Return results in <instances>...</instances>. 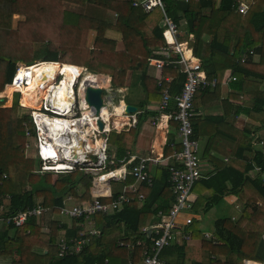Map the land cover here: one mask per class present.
I'll return each mask as SVG.
<instances>
[{
  "label": "trees",
  "instance_id": "obj_1",
  "mask_svg": "<svg viewBox=\"0 0 264 264\" xmlns=\"http://www.w3.org/2000/svg\"><path fill=\"white\" fill-rule=\"evenodd\" d=\"M52 1L56 6L58 3V36H63L58 43L40 41L36 47V11ZM65 1L88 6L90 14L65 9L62 4ZM132 1L0 0V91L5 84L11 83L18 60L31 65L33 60L41 59L49 63L31 70V83L53 85L41 79L50 66L58 67L57 75L61 64L85 67L92 74L109 75L117 88H132L133 96L140 90L143 99L138 103L128 100V104L140 111L138 120L154 116L158 113L149 111L146 106L160 100L165 84L158 85L156 77L149 74L148 59L161 56L157 49L164 44V14L177 25L185 19V33L193 34L194 55L200 60L207 78L216 80L214 87L197 91L193 100V136L203 145L200 160L208 163L211 169L203 170L207 177L193 185L192 192L197 198L192 211L203 216L230 194L241 203V209L235 217L214 220V239H205L197 219L194 220L189 226L194 242L165 247L161 258L165 264H242L244 258L261 262L264 260V183L261 178L264 174V0H246V13L237 11L240 0H163V10L157 7L148 13L133 6ZM14 15L24 17L17 21L15 28ZM28 29L30 38L19 39L18 36ZM108 29L120 32L121 40L107 37ZM90 30L96 32L92 48L86 46ZM204 34L208 40L202 38ZM8 41L13 43L14 50H9ZM243 54L246 59L240 62ZM227 70L235 80H230V92L221 98L220 83ZM160 75L172 77L168 85L172 94L180 90L185 78L179 63L164 66ZM16 94L10 107H0V172L6 173V178L0 179V197L9 195L11 213L41 203L51 208L54 218L49 229L43 227V218L49 214L40 221L29 218L20 227L1 224L0 260L8 259L9 264H139L142 247L122 252L117 242L124 237L144 239L145 244L149 241L151 236L140 231L141 227L154 225L157 213H167L173 201L167 168L155 169L151 186L146 182L137 185V191L143 195L141 201H137L135 195L131 203L117 211L93 215V224L100 233L90 236L80 253L59 258L57 239L61 227H66L68 238L84 229L78 224L83 218L71 219L70 227L63 224L58 227L60 209L69 201L65 195L71 194L77 203L91 200L94 175L82 167L64 172L42 170L39 161V169L33 168V159L26 158L25 151L30 140H35L34 126L29 112L16 114L19 93ZM0 96L8 97L10 93L1 92ZM199 106L205 110L204 114L198 112ZM240 114L246 119L241 128L234 124ZM24 124L31 131V137L25 135ZM171 125L176 132V124L171 122ZM137 134L136 129L109 132L107 153L112 155L114 150L117 165L126 151L134 147ZM260 141L263 144L260 145ZM172 149L180 150L178 136L176 140L174 133L167 137L164 155H170ZM256 167L259 171L255 172ZM131 181L133 179L128 176L124 182ZM79 186L84 188L80 196L77 195ZM118 193L111 192L101 200L112 202Z\"/></svg>",
  "mask_w": 264,
  "mask_h": 264
},
{
  "label": "built area",
  "instance_id": "obj_2",
  "mask_svg": "<svg viewBox=\"0 0 264 264\" xmlns=\"http://www.w3.org/2000/svg\"><path fill=\"white\" fill-rule=\"evenodd\" d=\"M132 5L139 7L143 12H151L155 8L164 9L165 3L163 0H133ZM248 4L246 0H240L237 11L239 13H246ZM165 27L162 31L164 44L161 45L157 51L160 57H150L148 64L153 66L157 70L171 63L181 64L182 72L185 74L184 81L180 90L177 93L172 94L168 85L172 81L171 76H161L156 78L158 85L165 84L161 98L156 107V116L151 118V124L155 127H159L163 121L165 128H168L171 122L176 124V132L179 140L180 150H175L171 153L169 158L172 160L171 164H165L168 170L167 183L169 190L171 191L173 201L167 213L159 211L157 213V221L149 228L141 227L140 231L148 232L150 239L145 244L144 239L132 238L126 239V237L119 239L117 242L118 247L134 249L137 246L142 247V259L139 264H165L161 258V251L163 248L170 245H182L189 243L192 240V231L189 229L190 224L197 219L198 214L192 211L194 199L192 198V188L196 181L207 177V174L203 171L201 160L199 157V143L193 136V125L191 121L193 100L197 91L206 87H214L216 84L215 78L208 79L205 71L203 70L200 60L194 55L192 47L186 46V48H179V27L176 22L164 14ZM183 44L186 45L184 42ZM176 50L174 51V46ZM251 54L252 51L250 50ZM176 55L178 57H176ZM173 59V60H172ZM177 59V60H176ZM246 55L243 54L240 57V62H244ZM48 63V61H36L31 65L16 64L15 73L11 80V83L5 84L7 86H16L11 93V103L14 93H19L18 105L19 107L28 110L31 117L32 124L35 131V149L40 168L42 170H54V172H64L74 170L77 167H82L86 171L85 162L87 164H94L95 160L98 162V171L93 178V187L95 194L89 201L81 202L80 204L65 205L60 209L59 214L66 216L70 219L83 218V222L78 223L81 229L74 237H66L65 231H59V237L57 239V256L59 258L72 256L80 253L83 246L88 242L90 236H95L100 233L99 229L94 226L92 217L97 213L108 214L109 212L117 211L119 208L128 205L134 200L136 195L137 201H141L143 195L137 191V185L141 182H146L149 186L152 184V176L149 172L151 165L161 164L163 161V155L158 157L147 155L144 157H136L135 155H127L120 160L117 165L115 160L107 153V136L111 130L121 131L126 127L135 126L138 122V115L140 111L127 114L125 112V105L123 107L122 116L127 119L120 127H117L114 123H108L103 118L101 110L98 115H95L91 107L85 100V88L86 83L94 87H100L103 90V107L107 110L113 100L110 93H114L111 88H106L110 85L109 80L106 84L95 85L90 81L84 80V75H77L74 77V82L69 89L68 94L72 97L70 105L66 106H53L52 100H41L38 108L27 107L21 104L22 92L17 89L19 87H26L29 85L28 70L32 67H36L39 64ZM22 70L24 75L18 77L17 74ZM102 76L103 75H94ZM64 75L59 73L54 81L53 88L57 87ZM229 80H235V77H229ZM110 87V86H108ZM116 90L118 88H115ZM124 92L125 88H119ZM5 91V90H4ZM1 91V92H4ZM119 92V91H118ZM5 97L0 96V103L5 101ZM8 98V97H7ZM123 100L120 98L119 102ZM11 106V105H10ZM85 112L89 113V116H85ZM44 118L58 120L67 123V131L62 135L66 136L68 140L72 137V133L79 138L81 148L73 146L70 148L68 142L63 147L53 142L51 137L47 135L48 123L44 122ZM100 120L103 124L102 128H99L97 121ZM47 124V125H46ZM25 135L31 137V131L24 124ZM71 135L68 137V135ZM84 135V138H82ZM92 135L98 136L103 141V144L97 148L96 153L91 151V147L87 146L86 138ZM46 139V140H45ZM254 143L256 138L253 139ZM51 143H54L53 145ZM255 143L254 145H256ZM259 144H263L260 141ZM81 150L82 152H78ZM95 156L96 158H92ZM82 165V166H79ZM106 165V166H105ZM59 166H66V168H59ZM94 167L95 165H91ZM254 171H259V168H255ZM87 172V171H86ZM118 172V174H117ZM113 176H112V175ZM117 174V175H116ZM111 175L108 178V183L112 180L121 182L122 187L117 197L112 202H102V197H107L111 194L100 193L99 187H96L95 180L100 179L103 176ZM131 177L133 182L125 183L127 177ZM6 178L5 172H0L1 181ZM264 183V174L261 175ZM101 183V181H100ZM68 200L72 198L68 196ZM10 197L9 195H3L0 197V225H13V227L22 226L27 219L36 218L38 221L45 216L48 212V208L44 207L41 203H36L31 208H26L23 211L11 213L8 209ZM233 218V217H232ZM60 226V225H59ZM205 239H214V232L206 231L202 233ZM264 239V233L262 234ZM104 263H107L105 260ZM242 264H264V260L259 262L252 259L244 258Z\"/></svg>",
  "mask_w": 264,
  "mask_h": 264
},
{
  "label": "rangeland",
  "instance_id": "obj_3",
  "mask_svg": "<svg viewBox=\"0 0 264 264\" xmlns=\"http://www.w3.org/2000/svg\"><path fill=\"white\" fill-rule=\"evenodd\" d=\"M55 2H57V1H55ZM62 4H63V7L65 9H68L70 11L81 12L84 15L90 14V9L88 8V6H79L78 4L75 5V4L67 2V1H65V3H62ZM44 5L45 6H43L39 10H37L36 14H35V16L37 17V25H38L37 31H36L37 35L34 37V40L36 41V42H34V43H36V47L39 46V44L37 42H40V41L44 42L46 40H50V41L53 40V41H56L58 43V40H61V38L63 36V35H61L60 37L58 36V20H59V17H58V3H57V6L53 3V1L49 5H46V4H44ZM13 18H14V26H13L14 28L16 27L15 25H16L17 21L24 20L23 16L18 17L16 15H14ZM60 29H61V27H60ZM181 30H182V32H181ZM181 30L178 32L179 38L181 37L180 39H178V42L181 43V44H179V48L182 47L184 49V48H186V46H190L191 42L193 41V34H191V33L190 34L189 33H183V29H181ZM29 31H30L29 29L25 30L21 34V36H18L19 39H24V38L29 39L30 36H31V33ZM67 33L69 34V36H71V33H69L68 31H67ZM95 33H96L95 31H91V30L88 32L87 39H86V46L88 48H92L93 38L95 36ZM38 35H39V38H37ZM106 36H107V34H106ZM64 37H66V36L64 35ZM184 42L186 43V45L183 44ZM7 44L9 46V50H14L15 49V46L13 45V43L9 44V41H8ZM173 49H174V51L176 50V45L174 46ZM158 52H161V51L159 50ZM62 60L69 61V60H65V59H62ZM36 61H41V59L33 60L31 63L36 62ZM21 63L22 64H26V65L28 64V63H26L24 61H19V60L16 62V64H21ZM50 67L51 68H50V70L47 73L42 74L41 79L54 84L55 78L57 76L58 67H56L55 69H54L53 66H50ZM149 68L151 69V72H150V69H149V74L150 75H152V73H155L156 70H157L151 65H149ZM53 72H54V74H53ZM59 73H61V67L58 70V74ZM83 73L87 74V73H91V72H89L88 68L82 67V71H81L80 75H84ZM160 73H161V70H159V75H160ZM50 74H53V78L50 77ZM226 74L231 77V74H230L229 70H227L225 73H223V76L226 75ZM94 75H102V74H94ZM126 77L128 78V75ZM109 79H110V77L107 80H109ZM108 86H110V87H108ZM106 88L110 89V92H111V88H112V91L114 92V93H110V95L112 96L113 100L111 102V105L108 107L109 108L108 111L111 112V113H112L114 105H117V104H119L121 102V101L120 102L116 101L117 95H119L120 98H123L124 101L127 104H128V100H130L133 103H138V102H140L143 99V97H141L142 93L140 92V90H139L137 96H133L134 94H133V89L132 88L126 89L124 92H122L121 89L119 90V88L116 90L115 88H117V87L115 86V84L112 85V82H110V85H107ZM13 89L14 88L11 87V86L7 87L6 89L3 87L2 91L5 90L4 91L5 93H11V91ZM22 91L23 92H29L30 94H33V95H39V93H41V91H42V88L41 87L26 86V87H22ZM13 96L15 98H17V94L16 93H14ZM41 97H42V95H41ZM10 103H11L10 96H8V98L5 97V101L0 103V107H10V105H11ZM122 103L124 104L123 101H122ZM25 112H28V110L25 109V108L18 107L16 109V114L17 115H21V114H23ZM114 118H115V116H111L110 117L111 124L114 123ZM29 143L33 144V145L31 147L30 144H28V148L25 151L26 158H28V159L32 158L33 159V168L38 170L39 169V164H38V158H37V155H36V152H35L34 141L30 140ZM198 143H199V154H202V152H203L202 151V146H203L202 142H200L198 140ZM92 158H93V156H92ZM84 164H85V166H83V167H85L86 171L89 172L90 174H93L95 176L96 174L99 173L98 167H96L98 165V162L96 160H95L94 164H91V165H95L94 167H92L90 164H87V162H85ZM79 166H82V165H79ZM117 174H118V172H117ZM111 175H107V176L105 175V176L101 177L100 179H96L95 180L96 187L100 186L101 191L102 192H106L107 194L109 193V191H108V184L109 183H108L107 180H108L109 177H111ZM52 180H53V178H52ZM100 181H101V183H100ZM92 182H93V180H92ZM110 184H111L112 190H116V189H119V187H121L119 182H116V181H113V180L111 181ZM91 187H93V183H92ZM83 189L84 188L82 186L78 187V191H77V195L78 196L82 195ZM192 194H193V192H192ZM65 196H72V195L68 193ZM229 198H236V197L233 194L226 195L218 203H216L207 213L203 214V216L198 214V217H197L198 223H197V225H198L199 231L201 233L206 232V231L213 232V222H214V220L216 218H222V217L227 218L229 216L235 217V216H237L239 214L240 209H241V203L237 199H235L234 201L233 200L229 201L228 200ZM77 201L78 200L75 198V199H71L69 201H66L65 204L70 206L73 203H77ZM81 202H83V201H81ZM81 202H78V203H81ZM49 210H50V213H49ZM46 214H49L48 216L46 215V218H45L46 225H47V227L49 229L51 221H52L51 219L54 218L50 207L48 208V212ZM58 217H62V218H65L66 220H68V217H66V216L59 215ZM59 225H60V222L58 224V227H59ZM193 242H194V240H191L189 243H193ZM119 248H122V247H119ZM125 249H128V248H122V249H120V251L123 252V251H125Z\"/></svg>",
  "mask_w": 264,
  "mask_h": 264
},
{
  "label": "crops",
  "instance_id": "obj_4",
  "mask_svg": "<svg viewBox=\"0 0 264 264\" xmlns=\"http://www.w3.org/2000/svg\"><path fill=\"white\" fill-rule=\"evenodd\" d=\"M178 27L180 28L179 31L181 29H183V33L186 32V31H184L186 29L185 19H182V20L179 21ZM142 28H144V26ZM181 32H182V30H181ZM106 34H107V37H110V38H113V39H116V40H121V38H122V35H121L120 32H116V31H113V30H109L108 29L106 31ZM202 38L205 39V40H208V36H206L205 34L202 36ZM192 43H193V41L191 42L190 46H192ZM150 72H151V69H150ZM102 75L105 76V77H108V78L110 77L109 75L108 76L104 75V74H102ZM151 76L152 77H156V78L160 77L159 70H156V72L152 73ZM229 77L230 76L227 75V74L224 75L223 78H222V81L220 83V95H221V98L226 97L227 94L230 92V88H229V82H230L229 79L230 78ZM110 80H111V77H110L109 81ZM32 84H34V83H32ZM263 85H264V82H263ZM118 88H122V89L125 88V90L127 89L126 87H118ZM121 99H123V98H121ZM121 101H123L124 104H126V102L124 100H121ZM158 102L151 103V104L147 105L146 109H148L149 111H155L156 112L155 109H156V107L158 105ZM201 106H199L197 108L198 112L200 114H204L205 110H203V107L201 108ZM156 115H154V116H156ZM152 117H153V115L147 116L144 119L138 120V122L136 123L135 126H131V127H126L125 128V130L136 129L138 131L136 143H135V145H134V147L132 149L126 151L125 157L127 155H135L137 158L138 157H144V156H147V155H152V156H155V157L163 155V161L161 160V164L151 165V167H150L151 171L149 170L151 176H152V174H154V171H155L156 168L165 167L166 166L165 164H168V161L172 162V160L169 158V156L171 154L168 155V156H165L164 155V150H163V147H164V145L166 143L168 135L169 134L172 135L174 133L175 134V138L177 140V136H176L177 134L175 132L174 127L171 124L169 125L168 128H165V124L162 121L160 123L159 127H155L154 125L151 124V121H150V119ZM138 119H139V117H138ZM245 122H246V119H245V116L243 114H240L239 116H237L234 119L235 126H237L239 128H241L244 124H246ZM116 132H118V131H116ZM90 136H89V139L92 140V141H95L94 140L95 137H93L92 135H90ZM91 151L94 152V154H95L97 150H94V149L91 148ZM173 151H174V149H172L170 153H172ZM112 152H113L112 155H109V154L108 155L113 158L114 150ZM93 158H95V156H93ZM203 161L204 160L201 159L203 170L204 171L205 170H210L211 166L208 163H205ZM115 162H116V160H115ZM131 182H133V181H131ZM110 183L108 184L109 194H111V192L120 191L121 190L122 184L120 182L119 183H120L121 187H119V189H116V190H112V187H111ZM99 188H100V186H99ZM90 191H91V195L93 196V194H95L94 187H91ZM192 198L195 200L197 198V195L195 193H193L192 194ZM235 199L236 198H229L228 200L229 201H232V200L234 201ZM43 219H45V218H43ZM58 219H59L61 225L63 224V225H66L67 227L71 226V219L68 218V220H66L65 218H62V217H58ZM45 224H46V222L44 221L43 227L48 228L47 225H45ZM62 227H61V230L66 229V227H63V228ZM9 263H10V261L8 259L3 258V259L0 260V264H9Z\"/></svg>",
  "mask_w": 264,
  "mask_h": 264
},
{
  "label": "bare ground",
  "instance_id": "obj_5",
  "mask_svg": "<svg viewBox=\"0 0 264 264\" xmlns=\"http://www.w3.org/2000/svg\"><path fill=\"white\" fill-rule=\"evenodd\" d=\"M54 63L55 65H57L56 62ZM33 68L35 67H32L31 69L28 70L29 85L27 86L41 87L42 91L41 93H39V96H36V95L30 94L27 92H23L22 87L17 88L22 92L21 104L27 107L38 108L41 100L43 99L47 100L48 98L52 100L53 106L57 107V109L59 106L68 107V105L72 104L71 101L73 100H72V97L68 94L67 89H69L70 91L72 83L74 82V77L81 74L82 68L72 66V65L70 66V65L61 64V73L64 75V78L62 79L61 83L55 88H53V85L42 86V85L32 84L31 83V70ZM22 75H24V72L20 70L17 76L21 77ZM84 76H85L84 80L90 81L94 83L95 85L106 84L107 79H108V77L93 76V74L91 73L84 74ZM52 78H53V75H52ZM13 88H16V86H13ZM123 107H124V104L121 101L119 104L114 105L112 113L109 112L106 108H102L101 113L103 115V118L105 119L106 122L111 123L110 117L115 116L114 124L117 127H120L123 123L127 121V119L121 115L123 112ZM85 116H89V113L85 112ZM43 121L45 123L46 122L48 123V125L46 124L48 127L47 135L51 137L53 142H55L57 145L59 143L63 147V145L68 142V145L70 148H73L74 145L75 147L81 148V146H79L80 145L79 138H77V135L75 136V133H72V137L69 140L66 136H62L67 131V125H68L67 123L62 122V126H61L60 125L61 122H58V120L44 118ZM70 136L71 135L69 134L68 137ZM82 138H84V135H82ZM85 140H86L87 146L91 147L94 150H97V148L103 144V141L99 139L98 136L94 138L95 141H92L89 138H86ZM51 144L53 145L54 143H51ZM78 152H82V151L79 150ZM59 168L60 169L66 168V166L57 167V169Z\"/></svg>",
  "mask_w": 264,
  "mask_h": 264
},
{
  "label": "water",
  "instance_id": "obj_6",
  "mask_svg": "<svg viewBox=\"0 0 264 264\" xmlns=\"http://www.w3.org/2000/svg\"><path fill=\"white\" fill-rule=\"evenodd\" d=\"M41 61H43V60H41ZM102 93H103L102 88L91 86V85H89L88 82L86 83L85 100H86L87 104L91 107V109L95 115H98L100 110L104 106ZM136 111H137V107H135L131 104L125 105V112L127 114L135 113ZM97 124H98L99 128L103 127V124L100 120L97 121Z\"/></svg>",
  "mask_w": 264,
  "mask_h": 264
},
{
  "label": "clouds",
  "instance_id": "obj_7",
  "mask_svg": "<svg viewBox=\"0 0 264 264\" xmlns=\"http://www.w3.org/2000/svg\"><path fill=\"white\" fill-rule=\"evenodd\" d=\"M59 63V62H58ZM50 171H54V170H50Z\"/></svg>",
  "mask_w": 264,
  "mask_h": 264
}]
</instances>
